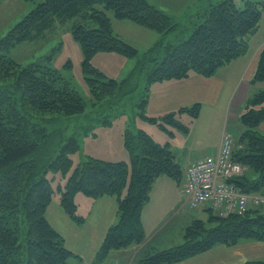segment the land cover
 I'll return each instance as SVG.
<instances>
[{
    "label": "trees",
    "instance_id": "trees-1",
    "mask_svg": "<svg viewBox=\"0 0 264 264\" xmlns=\"http://www.w3.org/2000/svg\"><path fill=\"white\" fill-rule=\"evenodd\" d=\"M23 1L35 7L0 38V264H72L77 256L46 217L57 193L61 207L79 225L84 217L77 213V194L117 200L118 220L97 253L96 262H103L112 252L145 244L141 216L152 187L162 175L180 186L181 167L167 145L156 142L136 127L134 117H129L124 139L131 167L123 160L89 156L55 188V176L51 175H67L73 164L71 156L80 150L79 137L68 134L66 120L86 115L87 105L56 69L40 63L23 66L8 56L9 50L56 21L74 20L73 35L83 50L91 101L101 112L96 116L97 124L113 125L127 115L124 109L129 102L136 106L138 117L163 130L173 125L185 131L175 114L160 118L147 115L151 87L194 74L211 77L246 55L249 39L264 17V1L242 0L241 5L237 0H203L192 15L179 19L147 0H44L37 5V0ZM99 5L103 9H98ZM109 12L116 20L158 33L159 41L139 57L136 48L113 33ZM97 52H115L138 61L125 79L116 81L92 65ZM263 83L264 47L251 81L252 85ZM182 111L195 119L199 106ZM113 112L117 114L110 118ZM90 120L94 122V117ZM262 123L264 89L246 101L237 131H230L235 137L233 159L246 168L243 176L232 183L247 194L264 192V135L259 131ZM90 133L91 127L82 135ZM261 209L251 207L244 216L228 218H219L208 210L206 221L194 220L186 228L182 244L161 251L143 250L137 264H176L215 245L233 246L242 240L264 243Z\"/></svg>",
    "mask_w": 264,
    "mask_h": 264
},
{
    "label": "crops",
    "instance_id": "crops-1",
    "mask_svg": "<svg viewBox=\"0 0 264 264\" xmlns=\"http://www.w3.org/2000/svg\"><path fill=\"white\" fill-rule=\"evenodd\" d=\"M183 4L177 6L178 10L173 13L174 16L175 14H180V17L185 16L183 14H186L187 10L184 9ZM158 8L171 12L169 7L165 5ZM260 27L251 38L255 37ZM251 38L249 39V50L246 55L218 69L215 75L211 77L194 74L185 80L157 82L151 87L146 107L149 117L160 118L175 114L177 120L181 123L182 115L187 114L182 110L197 105L199 106V115L195 119L191 117V126L200 133V142L206 141L205 139L210 137V131L214 132L213 139L215 142L205 147L200 146L199 148H202V151L199 154L191 155H188L186 150L191 149L189 144H192L191 141L186 140L190 135L188 128L185 131L178 129V134L171 129L169 130L171 135H167L168 137L165 135L166 138L160 140H155L150 135L161 145L165 143L174 153L181 167L182 182L186 170L193 162L218 152L225 131L233 133L237 131L241 112L246 101L251 95L264 89V83L251 84L256 73L260 51L264 47V35L259 43L254 42L251 44L253 39ZM259 131L264 135V123L259 126ZM180 139L186 141L184 146L180 143ZM118 160L127 162L128 157L125 155ZM180 188L182 190L181 186ZM156 189L160 199L159 208L152 216V213L148 210V203L142 211L141 221L144 229L150 227L152 223L156 224L155 228H151L157 230V235L156 231L152 233L157 236V240L155 242L154 239L146 240L143 246H133L125 250L112 252L103 262H96L97 253L109 229L118 220V203L114 197L91 198L81 193L77 194L75 198L78 206L77 213L84 217L83 224L79 225L61 207L60 196L57 193L59 197H54L48 206L46 217L53 228L65 239L66 247L77 256L73 259L72 264H137V257L142 254L143 250L161 251L178 246L174 245L178 244L176 242H169L165 246L160 245V242L161 237L168 234V219L176 211L175 198L177 194H180L179 188L174 186L172 182L163 180V182L157 184ZM201 209L207 211L205 207ZM156 236L153 238L156 239ZM263 260V242L242 240L233 246L215 245L206 252L176 264H245L251 261Z\"/></svg>",
    "mask_w": 264,
    "mask_h": 264
},
{
    "label": "rangeland",
    "instance_id": "rangeland-1",
    "mask_svg": "<svg viewBox=\"0 0 264 264\" xmlns=\"http://www.w3.org/2000/svg\"><path fill=\"white\" fill-rule=\"evenodd\" d=\"M42 1L44 0H37L35 5ZM147 1L157 7L162 5L168 6L171 11L169 13L171 15L178 10L177 6L179 4L184 3V9L187 10V12L183 15L190 16L195 12L196 8L203 0ZM237 2L241 5L243 4L242 0H237ZM0 5V38L5 37L8 32L17 23H19L32 8L35 7L33 4L29 5L23 0H3ZM98 9H103V7L99 5ZM108 15L111 18L113 33L115 35L118 34V36H120V38L126 41L129 45L136 48L139 52V57L141 58L144 53L148 52L153 46H155L160 39V35L154 31L140 27L128 21L116 20L113 18V14L111 12H109ZM175 16L179 19L180 14H175ZM74 23V20H67L63 22L56 21L51 27L45 29L42 33L37 34V36L31 40L18 44L17 46L11 48L8 52V56L10 58L23 66L31 63H40L47 67L56 69L62 76L64 83L70 88L76 90L86 102V115L66 120L69 125L68 134L71 135L76 133L75 136L79 137L80 150L71 156L73 164L67 175L63 176L61 173L51 175L52 178L55 176V188L58 187L61 181H65V179H67L75 171L79 163L85 161L89 156L97 159H103L105 161H119L118 159H120V157L126 155L128 157L127 163L130 166L131 158L125 146L124 139V130L128 121L131 120L130 118L134 117L136 127L146 131L155 140L166 138L167 135L170 136L171 132L169 130L171 129L176 133L179 132L177 131L178 128L176 126L166 125L168 130H162L160 126L138 117L135 114L138 111L136 106H130L129 102L125 105L124 109L128 110V113L126 112L127 115L125 114L116 119L113 125L104 126L102 124H97L98 118L96 116L101 112L99 107H96L91 101L90 88L83 69V50L80 43L73 35ZM260 25L261 27L259 32L254 38L252 37L253 39L251 38V44L254 42L259 43L264 35V17ZM137 61V58L132 59L115 52H97L91 59L92 65L97 70H99L108 79L116 81L125 79L134 69ZM97 108L99 109V112ZM117 112L111 113L110 118H113ZM91 117H94V122L92 123H90ZM180 121L190 132L188 139H186L192 142V144H189L191 149H186L188 151V155L199 154L200 151H202V148H199L200 146L205 147L206 145H211L215 142L213 139V131H210V137L205 139L206 141L200 142V133L194 130L191 126V116L188 113L183 114ZM89 127L93 130V133L83 136V131L87 130ZM183 140L184 139H180V143L184 146L186 141ZM162 145H165V143ZM163 180L172 182L174 186L179 188L180 194H177L175 198L176 211L168 219V234L167 236L164 234L166 237L164 235L161 237L160 245L165 246L168 245L167 243L169 242H176L178 244L174 245H180L184 241L186 228H188L194 220L202 219L206 221L210 212L204 211L201 208L196 211H190L187 208V197L181 190L178 182L167 175H162L156 180L150 194L151 198L148 210L152 213V216L155 211L158 210L160 205V199L158 198V192L156 189L157 184H160ZM57 196L58 194L54 195V197ZM261 208V212L264 213V208ZM151 227L155 228L156 224L152 223L150 227L144 229L145 241L154 239L155 242L157 240V230H153ZM154 231H156V235L152 234ZM154 236H156V239L153 238Z\"/></svg>",
    "mask_w": 264,
    "mask_h": 264
},
{
    "label": "built area",
    "instance_id": "built-area-1",
    "mask_svg": "<svg viewBox=\"0 0 264 264\" xmlns=\"http://www.w3.org/2000/svg\"><path fill=\"white\" fill-rule=\"evenodd\" d=\"M234 135L227 131L214 155L193 162L186 171L182 191L187 208L195 211L207 206L219 218L244 216L250 207H264V192L247 194L232 183L246 168L233 159Z\"/></svg>",
    "mask_w": 264,
    "mask_h": 264
}]
</instances>
